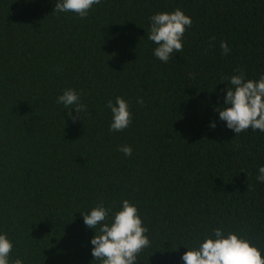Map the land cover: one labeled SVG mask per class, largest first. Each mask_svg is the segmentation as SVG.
<instances>
[{"label":"trees","instance_id":"1","mask_svg":"<svg viewBox=\"0 0 264 264\" xmlns=\"http://www.w3.org/2000/svg\"><path fill=\"white\" fill-rule=\"evenodd\" d=\"M54 7L0 0V230L10 256L97 264L81 212L98 202L115 212L123 199L149 229L139 264H183L185 245L217 227L264 252V132L237 135L214 111L236 70L264 73V0H101L84 18ZM176 8L192 26L182 52L162 62L149 18ZM66 88L86 105L81 116L70 109L75 120L56 103ZM117 96L132 113L118 132L107 107Z\"/></svg>","mask_w":264,"mask_h":264},{"label":"clouds","instance_id":"2","mask_svg":"<svg viewBox=\"0 0 264 264\" xmlns=\"http://www.w3.org/2000/svg\"><path fill=\"white\" fill-rule=\"evenodd\" d=\"M101 0H55V13H75L81 18L99 5ZM147 37L156 47L153 55L162 62L169 61L175 53L183 50V37L187 28L192 26V19L181 8L173 11L154 13L150 18ZM220 48L227 55L230 46L221 41ZM228 78L223 91L222 106L214 108L217 120L223 121L225 127L237 135L249 128L264 132V73L258 79H248L242 70ZM81 93L73 88H66L56 97V103L69 109L68 116L75 120L70 109H75L81 116L86 108L80 100ZM138 103L143 104L142 98ZM112 119L111 131H122L132 122V113L128 101L117 96L115 102L109 100ZM210 128L217 126L210 121ZM119 150L125 156L131 155L132 147L122 145ZM256 180L264 183V165L258 166ZM84 224L94 230L90 239L91 255L97 264H139L138 255L150 245L147 235L149 229L143 224L138 206L128 199L120 202L119 209L98 202L88 212L82 213ZM181 256L183 264H264V252L245 235L227 231L223 227L215 228L197 245L187 246ZM13 240L0 230V264H24V258H12Z\"/></svg>","mask_w":264,"mask_h":264}]
</instances>
